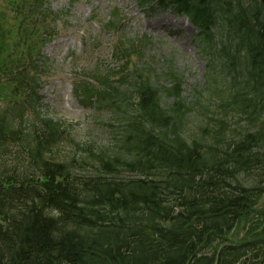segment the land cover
<instances>
[{
	"label": "trees",
	"instance_id": "16d2710c",
	"mask_svg": "<svg viewBox=\"0 0 264 264\" xmlns=\"http://www.w3.org/2000/svg\"><path fill=\"white\" fill-rule=\"evenodd\" d=\"M139 2L187 14L199 30L217 73L209 103L188 101L171 69L158 84L134 64L142 40L119 38L117 68L75 89L84 105L112 113L114 150L83 144L71 157L57 146L72 124L38 110L47 72L39 49L58 15L45 0L0 3V264H264V234L262 247L237 235L264 196V8ZM117 16L105 27L115 31ZM193 111L207 121L189 130ZM235 116L244 126L232 128Z\"/></svg>",
	"mask_w": 264,
	"mask_h": 264
},
{
	"label": "rangeland",
	"instance_id": "374dc122",
	"mask_svg": "<svg viewBox=\"0 0 264 264\" xmlns=\"http://www.w3.org/2000/svg\"><path fill=\"white\" fill-rule=\"evenodd\" d=\"M45 1L54 12L61 14V18L57 23V36L42 50L49 67L40 91L44 104L41 111L54 120L79 122L69 137L71 141L66 140L57 149L60 156L71 157L81 144L90 142L102 146L100 149L107 146L110 151L114 150L116 142L112 141L110 131L111 127H115L112 113L81 106L74 98L71 72L74 69L93 74L96 70L117 68L112 57V47L117 37L130 41L142 40L141 55L136 57L134 64L137 68L149 70L158 84L168 85L163 72L171 69L183 75V96L188 101H193L198 95L202 98L200 104L209 103L205 87L207 81L217 73L210 68V57L203 52L201 54L197 41L199 32L186 17L176 15L170 9L142 6L139 0ZM113 12H117L120 18L116 31L104 25ZM146 23L153 25L150 26L152 30ZM219 80H222V76H219ZM208 109L211 110V106ZM206 121L197 116V111H193L187 117V129L194 130L196 125ZM251 182L245 183L251 185ZM258 209L260 214L243 222L238 227L237 235L242 241L258 240L257 245L262 247L258 237L264 234V196L259 200Z\"/></svg>",
	"mask_w": 264,
	"mask_h": 264
},
{
	"label": "bare ground",
	"instance_id": "6f19581e",
	"mask_svg": "<svg viewBox=\"0 0 264 264\" xmlns=\"http://www.w3.org/2000/svg\"><path fill=\"white\" fill-rule=\"evenodd\" d=\"M146 25L148 26V28H149L150 30H152L151 27H150V26L153 27L152 24H150V23H146ZM207 243H209V241H208V239H207V237H206L205 244H207Z\"/></svg>",
	"mask_w": 264,
	"mask_h": 264
},
{
	"label": "water",
	"instance_id": "95a60500",
	"mask_svg": "<svg viewBox=\"0 0 264 264\" xmlns=\"http://www.w3.org/2000/svg\"><path fill=\"white\" fill-rule=\"evenodd\" d=\"M261 4L264 6V0H260Z\"/></svg>",
	"mask_w": 264,
	"mask_h": 264
}]
</instances>
